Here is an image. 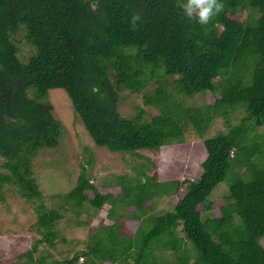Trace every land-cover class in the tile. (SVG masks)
Here are the masks:
<instances>
[{
  "label": "trees",
  "instance_id": "trees-1",
  "mask_svg": "<svg viewBox=\"0 0 264 264\" xmlns=\"http://www.w3.org/2000/svg\"><path fill=\"white\" fill-rule=\"evenodd\" d=\"M221 2L200 25L186 0H0V203L17 192L32 204L41 236L19 264H48L35 256L42 244L71 245L63 222L89 234L55 264H264V0ZM56 89L112 153L142 158L192 131L201 175L160 181L149 160L100 190L83 167L69 192L44 195L35 163L64 132ZM126 92L143 98L132 116ZM220 118L227 132L210 135ZM225 181L227 195L213 196ZM163 198L177 202L159 215Z\"/></svg>",
  "mask_w": 264,
  "mask_h": 264
},
{
  "label": "rangeland",
  "instance_id": "rangeland-1",
  "mask_svg": "<svg viewBox=\"0 0 264 264\" xmlns=\"http://www.w3.org/2000/svg\"><path fill=\"white\" fill-rule=\"evenodd\" d=\"M29 48L23 47L21 56H28ZM124 116L135 114L134 107H143V98L126 92L122 96ZM210 97L209 102H212ZM48 101L53 105L54 114L63 124V140L57 149L46 150L37 159L35 171L41 190L44 195L69 192L76 184L83 167L95 176V184L100 190L114 182L115 177L129 175L136 176V170L141 164L156 165L149 173L158 174L160 181L175 178L194 179L201 175V164L206 158L204 144L191 131L187 142L164 147L159 152H141V157L126 153H112L106 148H98L94 145L78 113L64 90H50ZM147 111L155 112V109L145 108ZM243 115H238L233 121L238 125ZM225 121L220 118L211 129L210 135L218 132H227ZM263 130V129H262ZM150 160V161H149ZM89 161L91 165L88 164ZM5 160L0 157V171ZM67 174V175H66ZM229 190V183L225 181L213 196L224 197ZM214 198V197H213ZM177 200L172 202L163 198L158 205V214L174 210ZM38 215L34 206L23 199L17 192L7 195V203H0V264H19L18 257L32 249L35 241L40 239L37 227ZM64 223V222H63ZM61 224V233L68 242L57 243L55 248L46 244L39 246L36 257L48 256V264L62 261L70 257L75 251L84 249L89 230L77 228L73 225ZM264 247V237L261 238ZM26 260H24L25 262Z\"/></svg>",
  "mask_w": 264,
  "mask_h": 264
},
{
  "label": "clouds",
  "instance_id": "clouds-1",
  "mask_svg": "<svg viewBox=\"0 0 264 264\" xmlns=\"http://www.w3.org/2000/svg\"><path fill=\"white\" fill-rule=\"evenodd\" d=\"M181 8L189 20L207 25L213 16L223 11L224 4L221 0H186V3L181 4ZM138 20H140L139 14H134L131 21L133 28Z\"/></svg>",
  "mask_w": 264,
  "mask_h": 264
}]
</instances>
